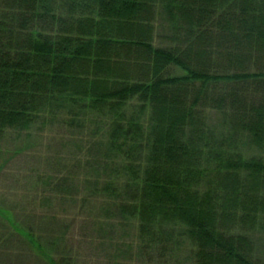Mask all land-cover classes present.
Returning a JSON list of instances; mask_svg holds the SVG:
<instances>
[{
  "label": "trees",
  "instance_id": "obj_1",
  "mask_svg": "<svg viewBox=\"0 0 264 264\" xmlns=\"http://www.w3.org/2000/svg\"><path fill=\"white\" fill-rule=\"evenodd\" d=\"M91 113L117 172L99 191L158 259L181 234L193 264H262L249 233L264 231V157L234 146L264 150V0H0V141ZM27 229L42 258L73 264L62 238Z\"/></svg>",
  "mask_w": 264,
  "mask_h": 264
},
{
  "label": "rangeland",
  "instance_id": "obj_2",
  "mask_svg": "<svg viewBox=\"0 0 264 264\" xmlns=\"http://www.w3.org/2000/svg\"><path fill=\"white\" fill-rule=\"evenodd\" d=\"M159 31L162 33L161 28ZM156 43L165 42L158 38ZM206 116L207 127L216 136H223L220 142L228 139L222 117L210 110ZM68 119L48 118L28 130L8 132L0 141V214L27 233L30 228L37 245L44 244L42 232L46 238H62L61 244L69 246L74 256L73 264H193L191 245L181 234L172 253L158 259V246L147 247L139 240L135 219L120 217L112 205L106 206L99 190L113 181L117 172L106 160L109 153L97 149L104 140L105 118L100 120L91 113L75 124ZM238 139L234 147L244 157H264V150L246 145L244 136ZM136 159L141 163L143 155ZM4 216H0V236L2 229L5 236L10 228ZM249 236L255 257L264 264V231L255 229ZM23 239L18 233L13 238L18 260L12 264H39L25 256ZM48 250L43 249L51 257ZM43 264H47L45 260Z\"/></svg>",
  "mask_w": 264,
  "mask_h": 264
},
{
  "label": "crops",
  "instance_id": "obj_3",
  "mask_svg": "<svg viewBox=\"0 0 264 264\" xmlns=\"http://www.w3.org/2000/svg\"><path fill=\"white\" fill-rule=\"evenodd\" d=\"M1 216V215H0ZM9 223V222H8ZM14 224V223H13ZM10 228L8 229H11V234L12 236H14L15 234L18 233L19 236H22L24 239H23V242L27 245L25 246L26 248V252L24 253L25 256L27 257L28 255L30 257H32L37 263L39 264H43V261L45 260L47 264H54V263H51L46 257V258H42L40 256V251L38 250L37 246H33V247H30L26 240L28 241V239L22 235L21 233H24L25 231H27L26 229H24V231L22 230L23 228L21 227H18L14 224V226L10 223ZM4 227V226H3ZM16 229H14V228ZM7 228V227H6ZM23 231V232H22ZM13 239V238H12ZM7 244V245H6ZM4 244L5 246H0V264H5L6 261H8V264H12V260H15L17 259L18 257V252L15 251L12 246H13V243L12 242H8ZM9 244H11V246H9ZM31 245V244H30ZM29 246V247H28ZM62 246V245H61ZM66 246V245H65ZM63 247V246H62ZM37 248V251H38V254L36 252V249ZM46 247H44L45 249ZM48 250V248H46ZM43 252V249L41 250ZM49 251V250H48ZM61 252V251H60ZM49 253L51 254V252L49 251ZM57 257V256H56ZM18 260V259H17ZM16 260V262H17Z\"/></svg>",
  "mask_w": 264,
  "mask_h": 264
}]
</instances>
